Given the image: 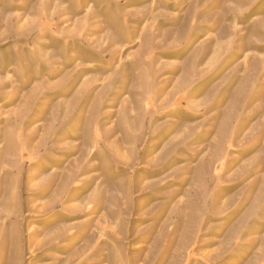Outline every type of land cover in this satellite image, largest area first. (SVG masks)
I'll list each match as a JSON object with an SVG mask.
<instances>
[{"label":"rangeland","instance_id":"obj_1","mask_svg":"<svg viewBox=\"0 0 264 264\" xmlns=\"http://www.w3.org/2000/svg\"><path fill=\"white\" fill-rule=\"evenodd\" d=\"M0 264H264V0H0Z\"/></svg>","mask_w":264,"mask_h":264}]
</instances>
